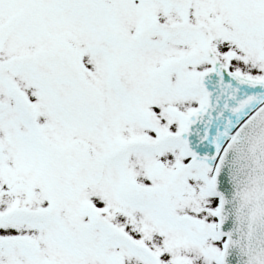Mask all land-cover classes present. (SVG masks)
Segmentation results:
<instances>
[{"label":"snow or ice","instance_id":"snow-or-ice-1","mask_svg":"<svg viewBox=\"0 0 264 264\" xmlns=\"http://www.w3.org/2000/svg\"><path fill=\"white\" fill-rule=\"evenodd\" d=\"M0 264H264V0H0Z\"/></svg>","mask_w":264,"mask_h":264}]
</instances>
